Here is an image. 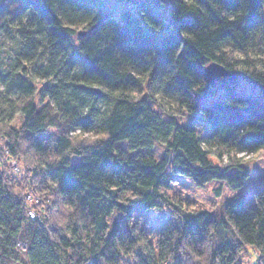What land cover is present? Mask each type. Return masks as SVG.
Instances as JSON below:
<instances>
[{"label": "trees", "instance_id": "16d2710c", "mask_svg": "<svg viewBox=\"0 0 264 264\" xmlns=\"http://www.w3.org/2000/svg\"><path fill=\"white\" fill-rule=\"evenodd\" d=\"M212 62L260 95L212 87ZM261 150L264 0H0V264H264V185L221 215L169 192L240 189ZM153 208L158 232L116 216Z\"/></svg>", "mask_w": 264, "mask_h": 264}, {"label": "rangeland", "instance_id": "374dc122", "mask_svg": "<svg viewBox=\"0 0 264 264\" xmlns=\"http://www.w3.org/2000/svg\"><path fill=\"white\" fill-rule=\"evenodd\" d=\"M113 4L114 2H111V5ZM118 8L120 9L121 7ZM6 44L7 46H10V40L7 41ZM236 91L243 93L250 92L254 95H260L259 89L257 87H254L253 85H250L244 81H238ZM223 93L224 89H219L217 94L207 96L204 99V102L212 103L216 100H219L223 96ZM189 116V114H184V116L180 118V122H189L191 120ZM195 116H197V118L199 117L198 114ZM21 123L22 118L21 116H18L14 122V125L19 127L21 126ZM47 136L49 137L48 143L54 144V139H56L55 132L50 131L47 133ZM165 150V146L161 143H157L154 146V152L156 153L157 158H160V156L162 157V155L165 153ZM237 157L241 158L243 164L247 166L250 171L248 180L240 189L233 190L227 185L225 181L220 180L209 182L204 187H200L197 186L190 178L176 176V180L171 184L169 192L181 195L184 199L190 202L193 208L207 209L213 211L217 215H221L223 213L226 201L239 193H243L245 195L246 207L253 206L255 203L253 198L255 190L264 185V150L252 154H239ZM212 160L222 166L228 163L226 156H224L221 160L214 156L212 157ZM19 164L20 163L16 159L9 160L10 168L14 173L20 172ZM218 188H221L220 192H218ZM31 195L34 197L36 195V198L39 201L35 204V206L38 205V208L41 209L43 206H41L40 195ZM38 208L36 209L39 210ZM116 216L118 219H120L123 229L129 228L132 224H138L140 227H147L157 232L167 226L171 219V213L165 208H153L141 213L140 215L134 216L132 219H128L117 214ZM252 261L253 258L250 259L248 264H250ZM254 264H256V260Z\"/></svg>", "mask_w": 264, "mask_h": 264}, {"label": "water", "instance_id": "95a60500", "mask_svg": "<svg viewBox=\"0 0 264 264\" xmlns=\"http://www.w3.org/2000/svg\"><path fill=\"white\" fill-rule=\"evenodd\" d=\"M86 34V32H80V36H84ZM204 74L206 76V78L208 79V81L210 82L212 87H216L218 82L224 78L226 80H228V82L232 85L235 86L237 85L238 82V78L236 76V74L228 71L224 66H222L221 64L217 63V62H212L210 64H208L205 68H204Z\"/></svg>", "mask_w": 264, "mask_h": 264}, {"label": "built area", "instance_id": "2783aa9c", "mask_svg": "<svg viewBox=\"0 0 264 264\" xmlns=\"http://www.w3.org/2000/svg\"><path fill=\"white\" fill-rule=\"evenodd\" d=\"M27 198H28L29 203H31V204H36V203H38V201H39V200L36 198V195H35V197L32 196V195H28ZM28 211H29L30 216L34 218L35 215H36V212L33 211V210H31V209H29ZM20 248L25 249V245L22 244V243H20Z\"/></svg>", "mask_w": 264, "mask_h": 264}]
</instances>
